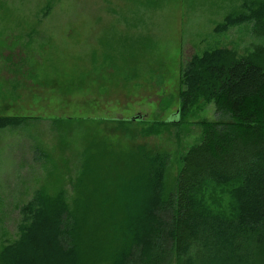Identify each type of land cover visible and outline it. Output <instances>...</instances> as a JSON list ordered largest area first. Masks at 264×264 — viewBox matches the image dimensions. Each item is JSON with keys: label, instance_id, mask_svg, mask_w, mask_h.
Segmentation results:
<instances>
[{"label": "rangeland", "instance_id": "obj_1", "mask_svg": "<svg viewBox=\"0 0 264 264\" xmlns=\"http://www.w3.org/2000/svg\"><path fill=\"white\" fill-rule=\"evenodd\" d=\"M260 2L0 0V117L30 119L0 130V253L18 239L21 208L36 192L64 191L74 204L84 151L100 156L103 184L142 167L144 155L163 157L174 191L202 124L217 119L203 102L180 118L183 70L209 50L245 55L264 44L244 17ZM228 18L244 20L224 29ZM128 153L132 166L118 162ZM203 198L230 209L227 187Z\"/></svg>", "mask_w": 264, "mask_h": 264}, {"label": "trees", "instance_id": "obj_2", "mask_svg": "<svg viewBox=\"0 0 264 264\" xmlns=\"http://www.w3.org/2000/svg\"><path fill=\"white\" fill-rule=\"evenodd\" d=\"M244 17L264 39V2ZM183 85L180 118L203 102L215 105L217 119L202 124L174 191L166 193L163 157L144 155L142 167L103 184L100 156L84 151L74 204L64 191L36 192L0 264H264V44L245 55L217 48L194 56ZM28 120L0 117V130ZM119 158L134 165L129 153ZM211 186L229 188V211L206 204Z\"/></svg>", "mask_w": 264, "mask_h": 264}, {"label": "bare ground", "instance_id": "obj_3", "mask_svg": "<svg viewBox=\"0 0 264 264\" xmlns=\"http://www.w3.org/2000/svg\"><path fill=\"white\" fill-rule=\"evenodd\" d=\"M237 94V93H236ZM160 238V237H159Z\"/></svg>", "mask_w": 264, "mask_h": 264}]
</instances>
